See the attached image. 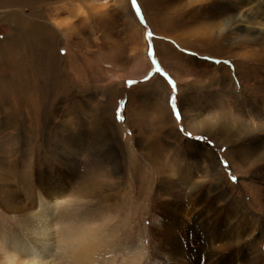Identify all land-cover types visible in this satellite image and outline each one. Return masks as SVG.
I'll return each mask as SVG.
<instances>
[{
    "label": "rangeland",
    "instance_id": "obj_1",
    "mask_svg": "<svg viewBox=\"0 0 264 264\" xmlns=\"http://www.w3.org/2000/svg\"><path fill=\"white\" fill-rule=\"evenodd\" d=\"M174 1L0 0V264H34L9 237L52 193L57 215L104 234L111 264H155V221L194 185L236 219L243 202L264 253V161L238 162L254 134H234L264 127V2ZM201 24L225 31L218 47L173 40Z\"/></svg>",
    "mask_w": 264,
    "mask_h": 264
},
{
    "label": "bare ground",
    "instance_id": "obj_2",
    "mask_svg": "<svg viewBox=\"0 0 264 264\" xmlns=\"http://www.w3.org/2000/svg\"><path fill=\"white\" fill-rule=\"evenodd\" d=\"M214 1H221L224 4L226 2V0H189L184 4L178 0L173 2L174 8L170 10L172 13L179 12L187 5L189 8L203 7L204 3ZM262 1L264 2V0L260 2ZM202 7L198 9L200 12ZM163 10L168 13L166 7ZM237 19L232 20L237 22ZM218 28L216 24H208L206 27L202 24L194 28L186 27L178 31L173 40H177L179 43L177 41L176 43L180 46L184 44L183 41L191 40L193 43L202 42L209 49H214L225 36V31L213 36L214 30ZM249 33L246 31L241 39L255 41L256 39L250 37ZM263 58L264 55L261 59ZM249 133L254 134L250 141L251 144L244 146L240 144L236 150L238 162L251 161L250 167H253L257 161H264V127L256 124L251 130L239 129L234 134L239 136L242 134L246 137ZM206 153L205 162L208 165L213 164L215 162L213 154L209 150H206ZM261 174L264 175V173ZM255 195L259 201L261 200L263 207L264 190H256ZM47 197L49 200L44 201L38 211L29 210L26 206L24 210H21L19 226L27 232L28 237L24 239L15 235L9 237L10 246L15 252L25 254L27 258L33 257L34 264H111L114 262V259L110 258V247L104 241V234L100 233V230L97 231L94 223L90 222L91 219L86 215L78 214L57 215L54 209L56 194H48ZM184 199L181 205L175 202L174 205L165 204L162 208L164 215L161 218L157 217L155 221L159 227V236H161L155 264H263L264 253L260 250L257 253L255 251V255L252 253V249L256 247L252 241L257 232L254 225L258 221L253 220L243 202L235 201L236 219L231 213L227 212L225 215L223 208L219 205L215 206L210 198L204 196L199 186H192ZM7 207L12 210L22 209L12 205ZM221 224H223L222 227ZM55 227L60 229L55 232ZM221 228L224 234H221ZM222 241L226 243L223 244Z\"/></svg>",
    "mask_w": 264,
    "mask_h": 264
},
{
    "label": "snow or ice",
    "instance_id": "obj_3",
    "mask_svg": "<svg viewBox=\"0 0 264 264\" xmlns=\"http://www.w3.org/2000/svg\"><path fill=\"white\" fill-rule=\"evenodd\" d=\"M133 4L135 5V0H133Z\"/></svg>",
    "mask_w": 264,
    "mask_h": 264
}]
</instances>
